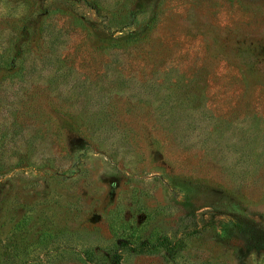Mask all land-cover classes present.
<instances>
[{"label":"rangeland","instance_id":"374dc122","mask_svg":"<svg viewBox=\"0 0 264 264\" xmlns=\"http://www.w3.org/2000/svg\"><path fill=\"white\" fill-rule=\"evenodd\" d=\"M0 264H264V0H0Z\"/></svg>","mask_w":264,"mask_h":264}]
</instances>
